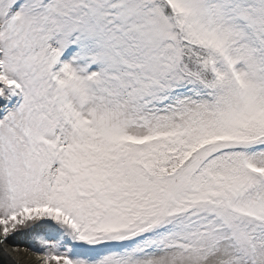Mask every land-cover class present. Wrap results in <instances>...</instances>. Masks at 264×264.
<instances>
[{
    "label": "snow or ice",
    "instance_id": "6c2138e0",
    "mask_svg": "<svg viewBox=\"0 0 264 264\" xmlns=\"http://www.w3.org/2000/svg\"><path fill=\"white\" fill-rule=\"evenodd\" d=\"M32 264H264V0H0V247Z\"/></svg>",
    "mask_w": 264,
    "mask_h": 264
},
{
    "label": "bare ground",
    "instance_id": "6f19581e",
    "mask_svg": "<svg viewBox=\"0 0 264 264\" xmlns=\"http://www.w3.org/2000/svg\"><path fill=\"white\" fill-rule=\"evenodd\" d=\"M20 242L18 240H14L11 239L7 245L3 246L2 249L4 251V253L10 258V260L14 263V264H32L29 260H28V255L25 254H17L12 252V248L13 246L18 245ZM23 261H22V259Z\"/></svg>",
    "mask_w": 264,
    "mask_h": 264
},
{
    "label": "rangeland",
    "instance_id": "374dc122",
    "mask_svg": "<svg viewBox=\"0 0 264 264\" xmlns=\"http://www.w3.org/2000/svg\"><path fill=\"white\" fill-rule=\"evenodd\" d=\"M14 240H18L20 243L18 244L21 248H26V247H30L33 243L32 239L30 236L28 235H18L15 238H13ZM22 259V258H21ZM28 260L31 262V258L30 256L28 257ZM23 261V259H22ZM24 262V261H23ZM32 263V262H31Z\"/></svg>",
    "mask_w": 264,
    "mask_h": 264
},
{
    "label": "water",
    "instance_id": "95a60500",
    "mask_svg": "<svg viewBox=\"0 0 264 264\" xmlns=\"http://www.w3.org/2000/svg\"><path fill=\"white\" fill-rule=\"evenodd\" d=\"M0 264H14L0 247Z\"/></svg>",
    "mask_w": 264,
    "mask_h": 264
}]
</instances>
